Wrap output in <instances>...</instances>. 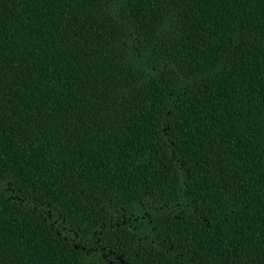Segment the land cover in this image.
<instances>
[{
    "label": "trees",
    "instance_id": "obj_1",
    "mask_svg": "<svg viewBox=\"0 0 264 264\" xmlns=\"http://www.w3.org/2000/svg\"><path fill=\"white\" fill-rule=\"evenodd\" d=\"M0 264H264V0H0Z\"/></svg>",
    "mask_w": 264,
    "mask_h": 264
}]
</instances>
